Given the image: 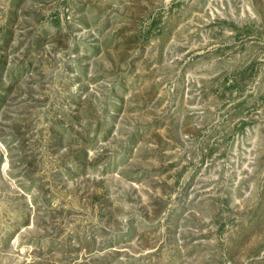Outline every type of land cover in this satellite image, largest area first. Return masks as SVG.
<instances>
[{
    "label": "rangeland",
    "instance_id": "374dc122",
    "mask_svg": "<svg viewBox=\"0 0 264 264\" xmlns=\"http://www.w3.org/2000/svg\"><path fill=\"white\" fill-rule=\"evenodd\" d=\"M0 264H264V0H0Z\"/></svg>",
    "mask_w": 264,
    "mask_h": 264
}]
</instances>
